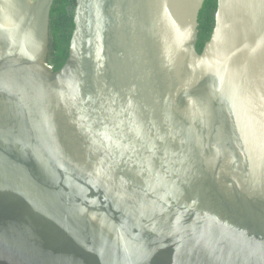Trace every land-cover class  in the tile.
I'll list each match as a JSON object with an SVG mask.
<instances>
[{
  "label": "water",
  "instance_id": "water-1",
  "mask_svg": "<svg viewBox=\"0 0 264 264\" xmlns=\"http://www.w3.org/2000/svg\"><path fill=\"white\" fill-rule=\"evenodd\" d=\"M0 0V264H264V0Z\"/></svg>",
  "mask_w": 264,
  "mask_h": 264
},
{
  "label": "trees",
  "instance_id": "trees-1",
  "mask_svg": "<svg viewBox=\"0 0 264 264\" xmlns=\"http://www.w3.org/2000/svg\"><path fill=\"white\" fill-rule=\"evenodd\" d=\"M78 0H54L49 24V54L47 64L53 72H60L68 63L73 35L76 29L75 19ZM217 0H205L200 13L199 41L197 50L202 52L209 40L213 27Z\"/></svg>",
  "mask_w": 264,
  "mask_h": 264
}]
</instances>
